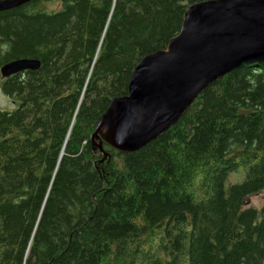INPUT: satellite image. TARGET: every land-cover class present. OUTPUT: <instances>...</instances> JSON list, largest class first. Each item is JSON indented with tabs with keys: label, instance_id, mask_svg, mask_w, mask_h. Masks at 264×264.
Here are the masks:
<instances>
[{
	"label": "trees",
	"instance_id": "trees-1",
	"mask_svg": "<svg viewBox=\"0 0 264 264\" xmlns=\"http://www.w3.org/2000/svg\"><path fill=\"white\" fill-rule=\"evenodd\" d=\"M205 0H31L0 12V264H264V64L203 90L133 153L91 134ZM56 4L57 8L47 5ZM255 66V67H254ZM241 176L229 182L230 175Z\"/></svg>",
	"mask_w": 264,
	"mask_h": 264
},
{
	"label": "water",
	"instance_id": "water-1",
	"mask_svg": "<svg viewBox=\"0 0 264 264\" xmlns=\"http://www.w3.org/2000/svg\"><path fill=\"white\" fill-rule=\"evenodd\" d=\"M31 0H0V12ZM264 64V0H205L185 9L166 47L135 65L127 94L111 99L91 137L104 161L108 148L133 153L179 121L198 95L247 61ZM21 58L0 66L2 79L39 68ZM255 67V66H254Z\"/></svg>",
	"mask_w": 264,
	"mask_h": 264
},
{
	"label": "rangeland",
	"instance_id": "rangeland-1",
	"mask_svg": "<svg viewBox=\"0 0 264 264\" xmlns=\"http://www.w3.org/2000/svg\"><path fill=\"white\" fill-rule=\"evenodd\" d=\"M49 8H57L58 5L56 4H49L47 5ZM1 82V77H0ZM14 105L12 102L9 101L8 98H6L1 90H0V109L3 111H11L13 109ZM241 179V176L237 175H230L229 176V182H238ZM264 204V191H261L260 193L253 195L247 199L246 205L250 207H259Z\"/></svg>",
	"mask_w": 264,
	"mask_h": 264
}]
</instances>
